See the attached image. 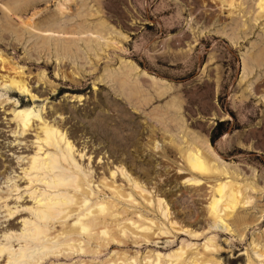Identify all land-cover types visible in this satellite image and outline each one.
Masks as SVG:
<instances>
[{"label":"rangeland","instance_id":"rangeland-1","mask_svg":"<svg viewBox=\"0 0 264 264\" xmlns=\"http://www.w3.org/2000/svg\"><path fill=\"white\" fill-rule=\"evenodd\" d=\"M228 1L0 0V54L8 62L0 75L15 68L35 95L0 87L1 190L5 172L20 171L17 154L31 149L29 133L27 146L9 143L11 111L23 104L63 124L91 156L101 151L99 166L124 164L168 204V218L159 220L168 234L111 243L93 263L122 252L143 264L148 252L168 253L182 242L199 249L204 236L216 234L212 255L219 264L248 258L264 264L254 254L264 250V14L258 15V0H236L241 5L233 8ZM78 95L80 101L70 97ZM109 115L133 129L127 153L114 151L91 127ZM191 144L254 188L247 191L251 205L231 220V235L208 228L212 179L198 187L181 179L176 148ZM138 201L142 213L159 216Z\"/></svg>","mask_w":264,"mask_h":264},{"label":"bare ground","instance_id":"bare-ground-1","mask_svg":"<svg viewBox=\"0 0 264 264\" xmlns=\"http://www.w3.org/2000/svg\"><path fill=\"white\" fill-rule=\"evenodd\" d=\"M227 4L232 8L241 5L236 0ZM257 7L258 15H263L262 0H258ZM5 63L6 58L0 54V69ZM11 71L0 75V87L34 98L22 73L15 68ZM70 97L81 100V95ZM22 106L11 111L13 127L9 132L13 135L9 143L16 141L17 146H27L29 133L31 149L17 154L20 171L7 170L2 182L5 190L0 187V219H3L0 223L5 224L0 228V264H66V259L71 261L75 257L77 261L72 264H141L137 256L122 252L97 263L93 260L100 259L111 243L129 238L140 243L154 235L168 234L164 223L159 221L168 218V204L161 195L153 196L150 188L132 176L124 164L112 161L99 166L105 158L101 151L91 156L94 151H85V144L78 145L72 140L63 124L40 119L33 108ZM91 127L114 151L127 153L135 144L133 129L124 124V117L109 115L91 123ZM169 144L173 145L171 140ZM176 149L183 162L178 171H182L184 184L198 187L203 179L207 182L212 179L205 208L210 221L208 228H219L231 235V220L238 209L251 205L252 197L247 191H254L253 186L239 182L196 144ZM98 168L103 171L98 172ZM60 178L67 179L68 184L56 190L49 187ZM138 199L159 216L142 213L144 205ZM130 207L133 209L129 210ZM179 229L192 237L199 234L196 230ZM215 236H204L199 249L182 242L168 253L148 252L142 257L143 264H219L212 255L218 250ZM254 254L264 261V250L254 248ZM89 256L91 260L84 259ZM247 264L254 263L248 258Z\"/></svg>","mask_w":264,"mask_h":264},{"label":"snow or ice","instance_id":"snow-or-ice-1","mask_svg":"<svg viewBox=\"0 0 264 264\" xmlns=\"http://www.w3.org/2000/svg\"><path fill=\"white\" fill-rule=\"evenodd\" d=\"M264 2V0H262ZM68 184L67 179L60 178L56 184H50L49 187L52 188L53 190H56L58 187H63Z\"/></svg>","mask_w":264,"mask_h":264}]
</instances>
